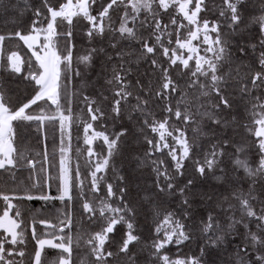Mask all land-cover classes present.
I'll list each match as a JSON object with an SVG mask.
<instances>
[{"label":"snow or ice","instance_id":"snow-or-ice-1","mask_svg":"<svg viewBox=\"0 0 264 264\" xmlns=\"http://www.w3.org/2000/svg\"><path fill=\"white\" fill-rule=\"evenodd\" d=\"M0 11L13 17L12 30L0 34V69L20 75L27 66L22 79L34 93L14 106L0 90V264H74L81 247L80 264H264V0L251 12L246 0H0ZM81 24L89 47L77 54ZM250 24L258 43L234 51L232 36ZM12 40L16 50L7 49ZM104 40L112 54L95 46ZM258 48L253 70L240 58ZM100 54L117 61L107 91L88 95L85 83L69 94L72 78L83 79ZM141 61L155 82L129 79L131 65ZM73 96L83 104L75 115ZM32 123L45 139L49 128L59 131L58 163L55 150L32 155L18 146V129ZM74 123L86 146L76 149L85 157L83 174L70 162ZM137 134L154 177L140 202L114 162L124 155V140ZM188 163L195 175L181 185ZM25 169L28 184L18 176ZM209 176L222 191L197 192V178ZM33 200H58L65 209L54 219L31 215L26 222L18 202ZM197 200L208 202L205 213L196 211ZM142 211L152 217L147 237L137 219ZM193 242L196 254H169V246ZM49 249L56 250L51 259Z\"/></svg>","mask_w":264,"mask_h":264},{"label":"trees","instance_id":"trees-1","mask_svg":"<svg viewBox=\"0 0 264 264\" xmlns=\"http://www.w3.org/2000/svg\"><path fill=\"white\" fill-rule=\"evenodd\" d=\"M248 11L251 12L255 8L259 7L260 0H246ZM258 14V13H256ZM115 18V17H114ZM22 22H29V14H25L24 17L20 18ZM13 17L11 14H4L0 11V34H5L8 31L12 30ZM84 25H79L74 32V43L76 44V53L80 54L84 51V49L88 48L89 45L85 36L83 35ZM259 31L257 26L249 25L248 28L242 34H236L232 36L233 42V50L235 51V47L237 44L243 43H258L259 40ZM18 42L15 40L6 41L7 49L16 50ZM96 47H105L109 54H112V50L108 48L107 40L104 41H96ZM137 46L133 45V48ZM133 48H126V51H132ZM6 49V51H7ZM259 48L256 53H252L251 49H249V55L245 57H241L240 59L244 64L251 65L253 70H258V66L255 64V56L258 55ZM21 54L26 58L30 56V53L27 52L26 48H23ZM239 54L237 53V56ZM133 60L135 57H131ZM117 61L113 60L112 62L107 61V57L103 54L95 57L94 65L90 69L84 70V78L79 79V77H73L71 82L73 83V88L71 90V82L68 84L69 94L75 92L83 87L85 83L89 85V91H84L88 95H95L98 91H107L108 85L106 84V79L111 76L112 64ZM134 69L132 75L129 79L135 84L136 79H140L145 85H147L148 81L151 79L155 82L156 76L151 74L150 65L144 61H141L138 65H131ZM27 74V66H25V70L20 75H10L7 71L0 69V90H3L6 93L7 97L11 98L12 104L18 105L19 103H23L27 100L28 97L33 95V88L29 81L22 79L23 75ZM73 114H78L80 110L83 108V104L80 102V98L78 96H73ZM159 115H163L160 113L158 109H156ZM97 129L99 130V123H97ZM109 130L111 131V125H109ZM135 131V129H133ZM59 143H60V133L57 129H48L47 138H44V133L37 131L35 123H32L31 126H21L18 129L17 136V144L26 152L35 155L36 153L43 152L45 148L52 154L55 150V160L58 163L59 160ZM100 141H97L94 144V148L97 151H100L99 145ZM72 150L69 153L71 157V166L73 171L77 164L80 166L81 173L83 174L86 169L84 167L85 157L83 155L78 156L76 149L80 148L81 151L86 148L83 144V130L82 127H78L76 123L73 124L72 128V141H71ZM148 146L144 143L143 138L137 134L136 136H129L124 140V143L121 146V150L123 152V156L115 157V166L118 169L119 173L123 175L129 184L131 197L137 201H142V198L146 194V190L152 188V180L153 174L150 166V159L145 157V151ZM159 156V154H157ZM40 159V157H36ZM156 157H152L151 159H155ZM254 159V157H251ZM140 160H143V163H139ZM187 163V162H186ZM188 171L186 173L185 178H180L179 183L182 185L185 182V179L195 175L192 170V166L190 163L187 164ZM50 171L53 175L56 173V168H51ZM219 171L217 175H219ZM29 172L27 169L21 170L18 173L20 179L24 180L25 184H28L29 181L27 177ZM109 179L111 180L112 174L109 172ZM4 187L3 184H0V188ZM197 192H219L222 191L217 185V182L209 176L208 179L197 178L196 189ZM76 190H74L75 193ZM36 193V190H33ZM38 194V193H37ZM52 194L55 195V186L52 188ZM20 203L21 211L24 215L26 222H30V216L35 215L37 218H50L54 219L56 215L59 214L60 210L65 209V204H62L58 200H54L51 202H44L40 200L33 201H21ZM2 202H0V207H2ZM172 208L178 207V200L172 198L171 202ZM208 210V202H201L197 200L196 202V211L199 213H205ZM72 212L74 218L75 226L72 229V234L75 235L77 230L80 227V203L78 199L74 198L72 202ZM138 224L144 236L151 235L149 231V225L152 224V217L146 211H142L138 216ZM42 226H38V229L41 230ZM118 231L114 234L115 240L119 241L120 237L123 234V229L121 226H118ZM35 242L31 241L29 238L28 249H33ZM112 250H115L113 246ZM169 254L173 257L177 255L184 254H196L197 253V242H193L189 244L187 247L179 246V248L175 245L169 246ZM48 256L55 254L54 250H48ZM50 254V255H49ZM86 255V250L81 247L78 251L74 252V264H80V260ZM143 260V256H141V261Z\"/></svg>","mask_w":264,"mask_h":264},{"label":"rangeland","instance_id":"rangeland-1","mask_svg":"<svg viewBox=\"0 0 264 264\" xmlns=\"http://www.w3.org/2000/svg\"><path fill=\"white\" fill-rule=\"evenodd\" d=\"M79 79H81V78L79 77ZM72 88H73V83L71 82V90H72ZM83 90H84V91H87V90L89 91V85H88L87 87L83 88ZM96 142H97V141H96ZM96 142H95V143H96ZM95 143H94V144H95ZM93 146H94V145H93ZM69 155H70V154H69ZM39 231H40V229H38V232H39ZM49 250H50V249H49ZM28 251L31 252L32 249H28ZM54 251L56 252V250H54ZM46 252H48V250H46ZM47 254H48V253H47ZM55 254H56V253H55ZM55 254H53V255H50V254H49V255H50V256H48L49 259H51L53 256H55Z\"/></svg>","mask_w":264,"mask_h":264}]
</instances>
